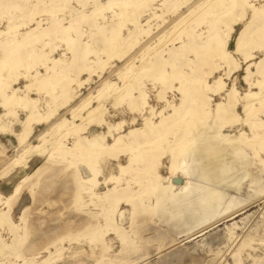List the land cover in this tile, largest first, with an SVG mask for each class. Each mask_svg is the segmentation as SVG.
<instances>
[{"label":"rangeland","instance_id":"374dc122","mask_svg":"<svg viewBox=\"0 0 264 264\" xmlns=\"http://www.w3.org/2000/svg\"><path fill=\"white\" fill-rule=\"evenodd\" d=\"M114 1L0 0V264H264V0ZM163 118L160 182L190 122L178 165L203 188L166 211L136 147L105 154ZM122 192L139 204L113 212Z\"/></svg>","mask_w":264,"mask_h":264},{"label":"bare ground","instance_id":"6f19581e","mask_svg":"<svg viewBox=\"0 0 264 264\" xmlns=\"http://www.w3.org/2000/svg\"><path fill=\"white\" fill-rule=\"evenodd\" d=\"M129 2H131V1L130 0H117V1L115 0L114 1L115 4H120V7L124 8V9L126 8V6L128 5ZM234 6H236V0H231L228 3V7L232 10V8ZM217 16H218V14H217ZM234 23H235V20H232L229 23V26H230L229 29L230 30H231V26ZM216 26H215V22H212V28L214 30L217 28ZM216 31H214V32H216ZM215 46H216V48L213 50V52L215 53V54L213 53L214 57L216 59L226 60V62H228V60L226 59V51H225L224 41L220 40V41L216 42ZM236 51L237 52L239 51V41L236 45ZM212 59H214V58L212 57ZM184 92H186V98H189L190 90L186 89V90H184ZM252 96H255V94H253ZM184 103H185V101H184ZM184 103H183V105H184ZM101 110H102L101 105H98L95 109H93L91 111L93 121L97 122V119L100 118L101 113H102ZM234 116H235V111H233V118H234ZM30 119L31 118L29 115V120L26 122L25 130L23 132L24 135L22 136L21 141L22 140L24 141V138L25 137L27 138V135L30 134V129H31L30 125H31V121L33 120V117L31 120ZM166 122H167V118L161 119L158 126L154 129H150L148 127V124H146L144 129H142V131H140V133H142V134L140 136H136L134 141L132 143H130L129 145H125L123 143H116V144L108 147L105 150L106 155H110L114 158H117L120 155L121 156L122 155H124V156L128 155L131 151V148L136 147V150L142 155V157L144 158V161L146 163V166L144 167L145 168L144 171L146 173V176L148 177L149 181H154V185H155L154 193H152L148 183L146 185V184H144V182L142 180H141L142 182H140V180H139L138 182L141 183L142 187H143V191L141 193V196L144 197L145 200L149 201L150 196L153 195L155 205L161 207L164 211H166L168 209V207L178 206L179 205L178 202L182 198L188 199L194 194H200V192L203 189L201 186L197 187L196 185H193L191 183L190 180L194 174L191 173L188 169H184L182 167L183 162H181V164L178 165V159L180 158L179 156H181L186 149L190 148V146H192L198 140V138L192 142H189V140H186V139L182 140V136L186 135L189 130L191 131V129L193 130V128L195 127V125H191V129H190V127L188 125L190 122L186 123V125L183 124L180 127V134L176 140V145H175V153L173 154L172 160L170 161V164L168 167L169 176L163 179V181L165 183L160 182V177L157 175L156 170L158 169L159 159L162 157V154H163L162 144H163V142L166 141V133L168 132V129L165 128ZM233 122H235V119ZM164 128H165V130H164ZM18 140H19V138H18ZM81 140H82V138H81ZM218 140H219L218 144L222 143L223 140L229 141L226 137H224L223 139H221L219 137ZM82 142H83V140H82ZM156 143H158V144L155 145ZM225 143H227V142H225ZM218 144H216L215 146L209 147L208 153L213 158H215L216 156H218L222 152H224V150L222 151L217 147ZM232 147H233V149H232L231 156L234 157V161L232 160V162L230 161L227 164L221 163L219 166H217L215 168L216 169V171H215L216 172V179H214V180H211L210 178H208V170L205 168L202 171V175L199 177L200 179H202L204 181V183H214L218 180H220V181H218L217 184L219 182L222 183V181H224L226 178H228L229 176H232L234 173H236V171L238 170L237 169L238 166H236V161H237L236 159L239 158L241 151L239 150V146H237V147L232 146ZM92 148H94V147H92ZM186 153H188V151ZM177 172L181 173L184 180H185L184 184H183V188H182L183 191L180 193H175L174 185H173V178H174L173 176H175V174H177ZM140 175H141V173H140ZM146 182H147V180H146ZM216 194H218V193H216ZM141 196L139 195L138 192H130L129 194H125L122 192L117 197L118 200H117V198H112V199H109V201L111 204H114L113 205L114 206L113 212H114V210L116 209V206H117L116 201H118L120 203L125 201L131 207L136 208L139 204V198ZM5 221H6V219H5Z\"/></svg>","mask_w":264,"mask_h":264},{"label":"water","instance_id":"95a60500","mask_svg":"<svg viewBox=\"0 0 264 264\" xmlns=\"http://www.w3.org/2000/svg\"><path fill=\"white\" fill-rule=\"evenodd\" d=\"M175 181H177V180H175ZM179 181H180V180H179ZM179 181H178V182H179Z\"/></svg>","mask_w":264,"mask_h":264}]
</instances>
